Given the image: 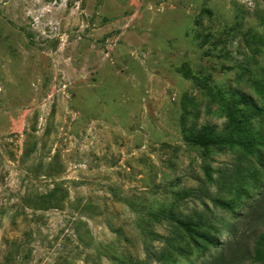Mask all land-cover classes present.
Returning <instances> with one entry per match:
<instances>
[{
  "label": "rangeland",
  "instance_id": "1",
  "mask_svg": "<svg viewBox=\"0 0 264 264\" xmlns=\"http://www.w3.org/2000/svg\"><path fill=\"white\" fill-rule=\"evenodd\" d=\"M49 167L63 200L22 208ZM263 235L264 0H0V264H264Z\"/></svg>",
  "mask_w": 264,
  "mask_h": 264
},
{
  "label": "trees",
  "instance_id": "2",
  "mask_svg": "<svg viewBox=\"0 0 264 264\" xmlns=\"http://www.w3.org/2000/svg\"><path fill=\"white\" fill-rule=\"evenodd\" d=\"M29 147L30 144L26 140L24 144V153L22 154V158H27L29 155ZM53 162L50 163V166L52 165ZM61 175V170L60 169H55L53 167L47 168L46 172L43 174L45 178H52L54 182V188L50 192H45V193H37L35 195H26L22 198L24 200L22 204V208L25 207H32L34 210L36 209H48L50 207H57L60 202L63 200L61 198H57V191L60 186L59 180H56L60 178ZM36 176L38 177L39 174L36 172ZM64 198V197H63ZM10 249L8 250V253L6 254L4 258V263L9 264L10 262L13 261V252L14 250H17L16 247H18L16 241L14 240L10 241ZM256 257L260 260H264V235L260 237L258 243H257V248H256Z\"/></svg>",
  "mask_w": 264,
  "mask_h": 264
}]
</instances>
